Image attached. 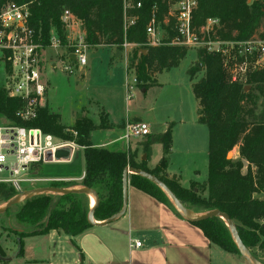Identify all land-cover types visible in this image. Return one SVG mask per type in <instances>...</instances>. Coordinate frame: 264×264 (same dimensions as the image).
I'll list each match as a JSON object with an SVG mask.
<instances>
[{
    "label": "trees",
    "instance_id": "16d2710c",
    "mask_svg": "<svg viewBox=\"0 0 264 264\" xmlns=\"http://www.w3.org/2000/svg\"><path fill=\"white\" fill-rule=\"evenodd\" d=\"M17 4H27L29 10L28 25L35 33V41L43 48L49 45L50 30L55 29L60 39L64 38L60 15L63 9L70 10L82 22L86 43L93 47L115 46L121 51L124 41L138 46L128 61L134 69L140 89L148 90L157 83L152 77L177 67L186 56L183 47L160 45L146 46V26L154 19L162 24L167 13L168 2L172 0H133L140 2V8L127 11L128 17H136L134 24L123 31V0H3ZM197 6L192 15V26L196 30L204 26L207 19H217L219 29L216 36L221 40H247L258 33L264 19V0L249 3L248 0H196ZM170 40L174 36L172 23L161 25ZM264 39V33L258 35ZM5 68L8 70L7 65ZM203 76L195 81L197 73ZM193 81L192 94L197 102L198 122L208 131V176L202 185L206 198L200 197L199 189L194 185L190 189L182 188L178 181L168 178L161 168L149 170L146 167L151 155V146L160 144L166 158L172 147L171 127L164 133L149 136L142 143L145 160L136 161V153L110 152L95 147L91 142V133L95 128L108 129L107 121L100 117L95 126L87 118L76 119L67 135L66 128L60 123L59 115L48 107L39 109L34 120L20 121L15 117L21 102L8 97L0 87V115L10 123L24 128L40 129L43 133L61 140L74 141L83 148L85 172L79 185L93 190L99 202L94 208V220L103 222L122 208V174L125 168L140 170L154 175L162 181L169 191L183 205H192L203 212L219 211L229 217L238 232L243 245L251 251L257 249L264 253V226L259 220L264 217V199H256L255 194L264 193V111L255 115L257 95L264 93V73L249 76L246 87L231 83L221 61L217 56L201 49L197 51V61L187 70ZM238 147V160L227 159V154ZM244 163L246 171L243 173ZM33 165L30 176L47 178L48 168ZM129 184L171 207L182 215L170 203L168 197L153 183L137 174L128 175ZM64 182H51L50 187L69 188ZM14 190L0 184V198L3 204L14 198ZM6 209L3 214H7ZM90 211L88 197L81 194L38 195L25 199L14 214V219L29 229L10 232L16 237L17 257L22 256V239L28 236L45 235L50 231H61L75 237L93 227L87 221ZM190 222V221H189ZM199 228L209 243L227 253H239L229 229L219 218H208L199 222H190ZM3 230V227H2ZM0 248V258L3 257ZM255 255V254H254ZM255 258L257 259L256 255ZM6 264V262H0Z\"/></svg>",
    "mask_w": 264,
    "mask_h": 264
},
{
    "label": "crops",
    "instance_id": "0c3cea01",
    "mask_svg": "<svg viewBox=\"0 0 264 264\" xmlns=\"http://www.w3.org/2000/svg\"><path fill=\"white\" fill-rule=\"evenodd\" d=\"M92 52L94 55L87 57V65L76 70L79 76L74 82V87L83 95V99L76 107L66 109L56 94L57 84L50 80L58 69L56 68L58 62H54L57 58L51 49L43 50L42 76L44 77L43 73H45L47 77L43 79L47 85L45 106L65 122H71L73 114L75 120L80 118L81 116L75 113L79 108L82 110L86 108L95 125H99L102 116L109 128L92 132L91 137L95 135L91 139L92 144L110 152L136 153L137 162L145 160L142 143L147 137L164 133L170 126L172 147L168 156L171 158L165 159L162 146L153 144L146 167L149 170L160 168L159 164L164 159L165 168H161L163 171L160 175L164 173L168 178L177 180L184 189H190L192 185H204L208 176V131L205 125L198 122L197 102L191 90L193 81L201 77L195 76V79L191 80L187 76V70L196 63L197 57L195 56L186 68L183 80L178 75H173L178 79L177 82L175 80L173 82L176 85L175 92L180 90L181 94L184 92L185 99H192V111L188 108L187 111L178 110L163 116L155 114L150 117L152 121L149 118L146 121L144 120L146 118L141 116L143 110L131 109L132 99L126 100L125 92L131 77L127 74L125 53L114 46L96 47ZM100 52V58L96 59L95 54ZM98 62L113 71L114 78L111 79L108 88L113 89L110 92L115 93L114 99H110V94H106V90L109 91L106 88H103V93L89 92V79L87 78L86 81L85 77L92 75L91 68H95ZM171 69L155 74L152 79L157 85L150 87L145 93H142L141 89V93L145 95L150 90H162L161 87L165 83L158 77L162 73L170 72ZM153 101L155 105L157 99ZM92 108L95 111H91ZM126 122L146 124L150 135L139 139H124L123 127ZM199 126L206 130L205 145L202 143V131ZM121 143L125 148L119 146L115 148ZM176 153H178L177 159L174 157ZM233 153V159L238 160V147L234 148ZM81 154L83 156L82 151ZM81 154L75 156L71 164L51 165L48 170L49 175L46 177L53 182L69 183L71 185L69 188H80L85 172V162L82 166L80 161ZM245 168L242 170L243 173ZM206 196L207 193L204 192L203 197ZM257 198L264 199V193L257 195ZM22 242L23 253L22 256L17 257L16 237L3 232L0 226V248L4 254L0 262L6 264H238L233 255H223L224 253L219 251L220 248L209 243L199 228L183 216L177 215L171 207L132 187L129 182L125 213L112 223L93 226L75 237H70L61 231H50L45 235L25 237ZM135 242H140L141 246L130 247Z\"/></svg>",
    "mask_w": 264,
    "mask_h": 264
},
{
    "label": "built area",
    "instance_id": "2783aa9c",
    "mask_svg": "<svg viewBox=\"0 0 264 264\" xmlns=\"http://www.w3.org/2000/svg\"><path fill=\"white\" fill-rule=\"evenodd\" d=\"M254 1L257 0H248L249 3ZM196 6V0L168 2L167 13L161 25L172 23L170 28L174 32L173 38L166 40L168 39L166 30L151 19L145 29L147 36L145 45L149 47L170 45L194 51L203 49L220 59L231 83L245 87L250 75L264 73V39L254 35L247 40H221L216 36L219 21L214 18L207 19L204 26L196 30L192 26V15ZM133 7L138 9L141 3L123 0L124 32L136 21V17L127 16V11ZM28 18L27 4L0 0V59L5 70L2 87L8 97L21 102L15 117L23 122L34 120L38 110L46 107L47 85L42 78L43 50L48 48L54 51L55 57L59 60L56 68L70 76L77 69L87 65L86 53L91 48L85 41L82 22L68 9H63L59 18L64 38L60 39L52 28L49 45L46 48L36 43L35 33L28 25ZM133 47L138 48L137 45L126 41L121 45L125 54L127 49ZM126 69L131 77L126 88V100H130L133 95L131 91L138 86L134 69L127 66ZM149 135L148 126L142 122H126L123 127V138L126 140ZM79 149L82 148L74 141L58 139L43 133L40 129L24 128L13 123L0 127V184L10 186L16 196L21 195L25 192L21 184H35L39 181L30 176L33 165L71 164ZM259 223L264 226V217ZM140 246V242L130 245L135 248Z\"/></svg>",
    "mask_w": 264,
    "mask_h": 264
},
{
    "label": "rangeland",
    "instance_id": "374dc122",
    "mask_svg": "<svg viewBox=\"0 0 264 264\" xmlns=\"http://www.w3.org/2000/svg\"><path fill=\"white\" fill-rule=\"evenodd\" d=\"M264 33V19L261 23V26L258 30L257 36L259 34ZM112 47V46H111ZM115 47V46H114ZM117 49V48H116ZM137 49L135 47H133L132 49H127V53L124 54L126 57V60H129L132 52ZM45 50V49H44ZM92 50H94L93 47H91L89 49V51H87L86 55L87 57H91L92 54L94 55V53L92 52ZM118 50V49H117ZM122 52H124V49L122 50ZM59 52H63V50H59ZM196 53V55H195ZM101 55L100 53H96L95 54V58L99 59ZM195 56L197 57V51L194 50H187V54L186 56L180 61L179 65L177 67H174L173 69L170 70V72H165L162 73L161 76L158 77V79L160 81H163L165 83V85H163L161 88L162 90H150L147 94H142L141 93V89L140 86L137 84V88L135 87L134 90L131 91V93L133 92L134 94L132 95V97L130 99H132L133 101V106L131 109L134 110H143V114L141 116H144L146 119L144 120H148V118L151 120L150 117H152V115H166V114H172L174 111H178V110H184L187 111L188 108L190 109V111H192V99L188 100L184 98V92H182L180 90H177V92H175V87L176 85L173 83L174 80L175 82H177L176 80H178L176 77H173V75H178L179 77L182 78V80L185 77V72H186V68L191 64V62L195 59ZM1 57V54H0ZM94 57V56H93ZM54 60V59H53ZM50 61H52V59H50ZM100 61V60H99ZM54 62H58L59 60L56 59ZM129 68V63L127 62L126 65ZM92 70L90 71V73L92 75H86L85 79L87 81V78L89 79L88 81V87L90 88L89 92H102L104 91L103 88L109 89V91L106 90V94H110L109 98L110 99H114L115 97V93L114 92H110L111 88L109 87V84L112 82L111 79L114 78V76L112 77V70H108L106 68V66L102 65L100 62H98L95 66V68H91ZM44 74L43 79L47 78L46 74ZM204 73H197V78H200L203 76ZM4 75H5V70H4V66L3 63L1 62L0 59V87L3 86L4 83ZM79 73L78 72H74V74L72 75H67L65 73H62L59 69H56L54 77L50 78V80L52 81V83H56L58 90H56V94L60 97V101L63 104V106L66 109H70L71 107H76L77 105H79V102H81V100L83 99V95L78 92L75 87H74V82L76 80V78H78ZM188 76V74H187ZM129 77V75H128ZM189 77V76H188ZM158 80V82H159ZM98 85V86H97ZM101 85V86H100ZM103 93V92H102ZM126 93V92H125ZM99 94V93H98ZM181 94V95H180ZM255 94L257 95V101L255 104V115L259 116L263 111H264V93L260 94L258 91H255ZM103 95V94H102ZM123 97L125 99V94H123ZM157 99L156 104L154 105V99ZM76 102V103H75ZM117 102H119V99H117ZM86 109V108H85ZM85 109H77L75 111V113H77L78 115H80L81 117L87 118L90 121H92L91 119V115H89L90 113L87 112V110ZM88 109V108H87ZM123 109L125 111V100L123 101ZM152 109V110H151ZM91 111H95L94 108L91 109ZM89 115V117H87ZM72 121L71 122H65V121H61L60 119V123L62 125H64L66 128L64 133L67 135H72L73 138H75V133H73L70 128H72L73 125H75V119H74V114L72 115ZM152 121V120H151ZM93 123V121H92ZM10 122H8L7 120H5L1 115H0V127H5L7 125H9ZM94 124V123H93ZM95 125V124H94ZM98 126V125H95ZM199 129H201L202 133H201V138H202V143H204V145L207 142V138H206V130L199 126ZM102 130L101 128H95L93 130V132L96 131H100ZM92 135L91 139L94 138ZM117 146H119V148H125L124 144H118L115 146V148H117ZM234 150V149H233ZM233 150L231 152H229L230 156L229 158L234 160V153ZM81 151H83L82 149H79V151L76 153V156L81 154ZM178 153H176V156H174L177 159ZM166 158H171V156H167ZM165 158V159H166ZM80 161H81V165H84V158L81 154L80 157ZM236 161V160H235ZM39 168H50L51 165L50 164H38ZM37 167V168H38ZM244 167H246V163H244ZM244 169V168H243ZM246 171V168H245ZM47 175H49V173L46 171ZM31 177H35L37 178L39 181L35 182V184H21V187L25 190V191H31L33 189H38V188H43V187H50L51 181L49 178H40V177H36L35 174H33V176ZM6 185V184H5ZM8 186V185H7ZM195 189H199V195L200 197H203L204 192L202 190V186H195ZM257 195H261L260 194H255L253 197L257 198ZM206 198V197H203ZM261 200V199H260ZM88 201H89V197H88ZM22 202H19L17 204H15L14 206L10 207L9 212L7 214H0V226L1 228L3 227V232H7L9 235H11L12 233L10 232V229H15V230H26L29 229L28 226L26 225H21L19 223H17L14 219V214L17 211V209L19 208L20 204ZM2 199L0 198V205H2ZM90 206V205H89ZM185 206L188 210H190L191 212H193L194 214H200V213H204L200 208L192 206V205H183ZM200 212V213H198ZM261 220V219H260ZM231 234V233H230ZM232 237V236H231ZM233 239V238H232ZM222 253H224L223 255H233L236 259V262L238 264H247V262L245 261V259L242 257V255L239 253H227V252H223V250H219ZM251 252V251H250ZM257 257V259L255 258V255ZM252 256L256 259V261L259 264H264V253L258 251L257 249H253L252 251Z\"/></svg>",
    "mask_w": 264,
    "mask_h": 264
},
{
    "label": "water",
    "instance_id": "95a60500",
    "mask_svg": "<svg viewBox=\"0 0 264 264\" xmlns=\"http://www.w3.org/2000/svg\"><path fill=\"white\" fill-rule=\"evenodd\" d=\"M72 59H74L72 57ZM248 89L249 87H245ZM142 93H145V90L142 89ZM230 154H227V159L229 158ZM145 159V156L143 157ZM159 167L164 169L165 168V160L163 159L161 163L159 164ZM129 174H137L142 176L143 178L149 180L151 183H153L155 186H157L169 199L170 203L174 206V208L188 221L190 222H199L208 218H219L222 220L226 227L229 229L231 236L235 242V245L237 249L239 250L242 257L245 259L247 264H259L256 259L252 256L250 251L243 245L241 242L238 232L236 230L235 225L233 222L229 219V217L219 211H209L202 214H194L190 210H188L183 204H181L177 198L169 191V189L165 186V184L160 181L158 178H156L154 175H151L149 173L140 171V170H132L130 168H125L122 174V208L120 211H118L116 214L112 215L110 218L106 219L102 223H98L94 220V208L97 206L99 202V198L97 194L87 188H55V187H43L38 189H33L31 191H25L21 195L15 196L10 201L4 203V206L2 209H0V214H3L4 211L15 204L19 202H23L25 199L38 196V195H68V194H81L85 195L87 197H93L95 200V204L93 207H90V211L87 216V221L90 225L96 226L101 224H109L115 221L117 218L121 217L126 210L127 205V188H128V175ZM17 255V254H16ZM4 260V259H3Z\"/></svg>",
    "mask_w": 264,
    "mask_h": 264
},
{
    "label": "bare ground",
    "instance_id": "6f19581e",
    "mask_svg": "<svg viewBox=\"0 0 264 264\" xmlns=\"http://www.w3.org/2000/svg\"><path fill=\"white\" fill-rule=\"evenodd\" d=\"M73 189H78V187H75V188H73ZM94 204H95V200H94V198H93V197H89V205H90V207H93ZM3 206H4V204L0 205V209H2Z\"/></svg>",
    "mask_w": 264,
    "mask_h": 264
}]
</instances>
